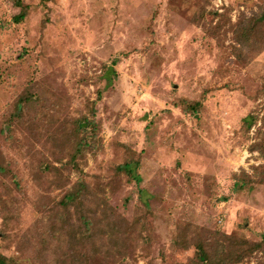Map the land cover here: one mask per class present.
Returning <instances> with one entry per match:
<instances>
[{
	"label": "rangeland",
	"instance_id": "374dc122",
	"mask_svg": "<svg viewBox=\"0 0 264 264\" xmlns=\"http://www.w3.org/2000/svg\"><path fill=\"white\" fill-rule=\"evenodd\" d=\"M0 167L8 264H264V0H0Z\"/></svg>",
	"mask_w": 264,
	"mask_h": 264
},
{
	"label": "trees",
	"instance_id": "16d2710c",
	"mask_svg": "<svg viewBox=\"0 0 264 264\" xmlns=\"http://www.w3.org/2000/svg\"><path fill=\"white\" fill-rule=\"evenodd\" d=\"M25 15H26V9L23 8L20 11V13L14 16V20L16 22L21 21L25 18ZM113 62L116 63L117 62L116 59ZM81 126L84 131V133H82L84 137H82L81 140L79 141L80 147H78V152L81 150V147H84V145L87 144V140H86L87 137H85L87 131L89 130V128L95 129L97 126V123L94 119H91L85 116L81 118ZM120 168L124 169L128 174H133L134 167L131 163H127L124 166L122 165ZM66 196H68L66 198L71 201V200L77 199L76 197L78 195H77V192L72 191V192H69ZM197 248H198V257L200 259L199 260L200 264H207L208 262H210V260H213L211 257V253L206 249V246L204 244H199ZM214 257L215 259L220 261L219 264H223L225 257L217 255L216 251L214 252ZM0 264H8L7 258L3 255H0Z\"/></svg>",
	"mask_w": 264,
	"mask_h": 264
}]
</instances>
